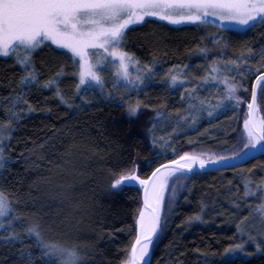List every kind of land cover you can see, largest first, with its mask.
<instances>
[{
  "label": "trees",
  "instance_id": "1",
  "mask_svg": "<svg viewBox=\"0 0 264 264\" xmlns=\"http://www.w3.org/2000/svg\"><path fill=\"white\" fill-rule=\"evenodd\" d=\"M213 33H219L220 39L212 37ZM262 45L264 22L236 31L210 22L172 25L146 18L126 30L121 47L135 57L138 74L145 65H153L155 74L139 87L126 88L114 80L107 64L106 72H101L103 94L101 87L74 94L78 60L74 67L67 50L48 42L38 45L31 54L38 81L57 72L62 75L50 88L33 85L26 89L15 103L18 115L12 119V130L0 140L6 157L0 167V191L15 214H24V226L38 220L46 239L75 245L81 264H120L135 237L142 190L134 184L113 189L111 180L135 168L146 178L157 164L183 152L208 157L234 149L243 137L244 103L251 98V81L256 71H264V66L257 68L264 65L259 55ZM198 48L207 53L201 54ZM248 48L257 55L251 59L253 71L245 72L246 90L237 92L242 102L216 108L223 86L202 79L211 74L208 65H222L238 56L247 64ZM173 66L189 83L170 86L164 82L170 79ZM23 70L14 55H0V122L9 118L11 97ZM224 75L238 78L239 73ZM57 86L68 104L55 95ZM189 89H194L190 96ZM80 96H85L86 103ZM136 99L142 103L130 114L125 101ZM257 104L264 119V94ZM158 110L162 115L156 117ZM254 154L234 168L181 178L175 197L167 200L163 227L148 258L151 264H224L221 255L226 246L238 242L237 223L241 221L231 204L246 201L254 206L256 197L240 200L243 181L250 177L255 187L264 178V152ZM193 213L200 219L186 221ZM3 219L7 222L8 218ZM20 228L16 223L0 231V264H51V258L27 234L22 240L2 239ZM255 252L226 259L235 264H264V252Z\"/></svg>",
  "mask_w": 264,
  "mask_h": 264
},
{
  "label": "snow or ice",
  "instance_id": "2",
  "mask_svg": "<svg viewBox=\"0 0 264 264\" xmlns=\"http://www.w3.org/2000/svg\"><path fill=\"white\" fill-rule=\"evenodd\" d=\"M148 16L159 17L171 24H180L185 21L207 24L211 16L218 18L221 27H226L228 24L251 27L257 22H264V0H0V54L14 55L16 62L24 69L17 81L18 90L11 97L13 104L7 113L9 118L0 122V140H3L5 134L12 130V119L18 115L15 111V103L21 99L25 90L33 85L37 88H50L61 78L62 73L57 72L44 81H38V73L33 66L31 54L45 41L50 40L53 44L67 49L74 67H76L77 59L79 60L75 73L77 83L74 94L87 92L90 87L94 88L97 85L101 87L103 94L105 80L96 71V68L103 64L115 65L113 78L117 81L122 79L126 88L139 87L154 75L153 65H145L142 70H139L138 75L132 76L129 65H136L137 61L132 54L120 47L128 27L145 21ZM210 35L216 40L220 39L219 33ZM90 50L97 53L94 58H90ZM197 51L201 54L207 53L205 48H198ZM246 54L249 56L247 64H242L238 56L235 59L229 58L222 65L220 62L208 65V72L215 75L209 77L206 74L202 79L207 81L210 78L222 82L223 85V95L218 98L216 108H222L225 103L243 99L237 95V92L246 90L245 72L253 71L251 59L257 53L254 49L248 48ZM259 55L264 58V45L259 49ZM114 58H118V65ZM261 66L264 65L258 64L257 68ZM242 67L244 71H241ZM177 68L178 66H173L174 70L170 79L164 81L170 86L189 83L184 75L177 74L175 70ZM184 70L182 67L179 68L181 73ZM227 72L239 73V76L236 78L221 75ZM192 90L194 89L188 90V96L191 95ZM261 94H264V71H256L255 78L251 81V98L247 101V116L243 122L244 136L238 139L234 149L224 155L201 158L200 153L183 152L174 160L157 164L146 178H141L132 170L126 175L121 174L111 180L113 189L122 186L129 179L139 181L143 189V205L135 219V237L126 256L120 260V264H151L146 258L163 227L161 217L164 213L161 205L162 199L169 197L167 193L169 185L173 188L171 198L175 197V185L171 184L175 175H187L188 171L197 167L204 169L210 165L219 166V161L242 157L251 148L264 149V119L257 118V101ZM55 95L68 104V100L58 86ZM181 97H185L184 92H181ZM107 98L111 99V97ZM120 99L123 100V94ZM80 101L86 103L85 96H80ZM125 103L128 112L135 114L142 102L136 99L134 102L129 100ZM72 106L69 105V107ZM29 108H31L30 104ZM161 115L162 112L158 110L156 117ZM179 119L182 121L184 117L181 116ZM5 160L3 148L0 147V167H3ZM243 185L241 201L250 195L261 193L259 203L254 206L249 204L252 216L258 219L254 226H248L247 221L250 217H241V221L237 223L238 230L243 232L244 227H247L250 235L247 241L242 240L238 244L226 246L220 258L224 264H235L234 260L229 261L226 258L237 256L249 244L255 245L254 251L264 252V178L257 181L256 186L253 187L251 178L246 177ZM23 216V213L15 214L9 199L0 191V231L12 228L16 223L21 224L19 230L9 231L2 239L22 240L24 234H27L43 250V255L51 258V264H81L80 252L75 245L67 246L60 241L46 239L40 229L39 221L34 219L33 222L24 226ZM3 217L8 218L7 222ZM199 219L200 216L193 213L191 217L186 218V221ZM212 264L216 262L213 261Z\"/></svg>",
  "mask_w": 264,
  "mask_h": 264
},
{
  "label": "rangeland",
  "instance_id": "3",
  "mask_svg": "<svg viewBox=\"0 0 264 264\" xmlns=\"http://www.w3.org/2000/svg\"><path fill=\"white\" fill-rule=\"evenodd\" d=\"M147 18H154V19H157V20L165 21V20H163V19H161V18H159V17L148 16ZM214 21H216V22L214 23ZM165 22L169 23L168 21H165ZM209 22H210V23H213L214 25H217V26L221 27V26H220V23H219V21H218V18H215V17H211V16H209ZM139 23H141V22H137L136 24H139ZM193 23H195V22L185 21V22H182V23H180V24H172V25L193 24ZM136 24H135V25H136ZM169 24H171V23H169ZM129 27H131V26H129ZM129 27H128V28H129ZM221 28H224V29H232V30H236V31H244V30H246L248 27H241V26H236V25L228 24L226 27H221ZM45 42H48V43L53 44L50 40H49V41H45ZM53 45L56 46V47H58V48L64 49L62 46L55 45V44H53ZM120 47H121V45H120ZM121 48H122V47H121ZM64 50H67V49H64ZM67 51H68V50H67ZM109 51H110V50H109ZM100 52L102 53L103 50L101 49ZM0 55H1V56H5V55H3V54H0ZM89 55H90V58H94V57L97 55V53H96L94 50H90ZM114 59H115V61H116V65H118V63H119L118 58H114ZM77 60H78V59H77ZM78 62H79V60H78ZM106 65H107V64L99 65V66L96 68V71H98V73L101 75V72H103V71L106 72V70H107ZM108 65L111 66V68H112V70H113V72H114V71H115V65L112 64V63H108ZM129 72L131 73L132 76H136V75H138V68H137V65H129ZM211 75H215V74H214V73H211L209 77H211ZM221 75H224V73H221ZM119 82L123 84L122 79H121V81H119ZM206 82H207V83H211V84H216V85H221V86H223V85H222V82H220V81H214V80H212V79H210V78H209ZM95 87H100V86L97 85V86H95ZM237 95H238V94H237ZM234 102H236V103H241L242 100H241V101H234ZM244 105H245V106H244V114H243V119H242V133H243V122H244V120H245V118H246V116H247V102H245ZM257 118H258V119H262V117H261V115H260V113H259V107H258V111H257ZM243 136H244V133H243ZM260 150H261V147L251 148V149H250V150H249L244 156H242V157H236V158L223 159V160L219 161V165H221V164H225V163H230V162H233V161L239 160V159H241V158H244V157H246V156L253 155L254 153H257V152L260 151ZM187 152H189V153H193L194 151H187ZM195 153H196V152H195ZM180 155H181V154H180ZM180 155H179V156H180ZM201 158H206V157L202 156ZM175 159H176V158H175ZM211 166H216V165H210L209 167H211ZM197 168H199V167H197ZM199 169H200V168H199ZM134 171H135L136 174L139 176L138 171H137L136 168L134 169ZM192 173H194V172H193L192 170H190V171H188L187 175H175V176L172 178V180H171V184H172V185H175V187H176L179 183H181V178H182V179H186V178L190 177V175H191ZM127 174H128V173H127ZM236 174H237V173H234V175H236ZM238 175H239V174H238ZM223 177H224V176H221L222 179H223ZM239 177H240V175H239ZM124 184H134V185H137V186L142 190V186L139 184V181H136V180H134V179H129V180L125 181ZM172 192H173V188L171 187V185H169V186L167 187V193L169 194V197H166V198L162 199V205H161V206H162V211H163L164 215H165V213H166V208H167V206H168V204H167V200L169 201L170 199H173V198H171V193H172ZM260 195H261V193H257L256 195H250V196H252V197H256V199H257V203H259V196H260ZM141 202H142V201H141ZM242 202H243V201H242ZM257 203H256V204H257ZM142 205H143V203L141 204V206H142ZM254 205H255V204H254ZM231 206H232V208L234 209L235 214H236L237 216H240V219H241V217H245V216H249V217H250V218L248 219V221H247L248 226H254V225L256 224L258 217L252 216V213H251V211H250L249 205L246 203V201H244V203H243L242 205L237 206V205H235V204L232 203ZM138 213H139V212H138ZM164 215H163V216H164ZM163 216L161 217V219L163 218ZM249 235H250V233H249L247 227H244L243 232H241L240 230H238V227H237V238H238V242H237L236 244L240 243L242 240L247 241V237H248ZM153 244H154V242H153ZM153 244L151 245V249H152ZM254 248H255V245H254V244H249V245H248L247 247H245V248L243 249V251H242L241 253H239L237 256H243V255H245V253L253 252V251H254ZM150 252H151V250H150ZM258 253H259V251H256L254 254H258ZM149 255H150V254H149ZM247 256H249V255H247ZM148 258H149V256L146 258V260H148Z\"/></svg>",
  "mask_w": 264,
  "mask_h": 264
},
{
  "label": "water",
  "instance_id": "4",
  "mask_svg": "<svg viewBox=\"0 0 264 264\" xmlns=\"http://www.w3.org/2000/svg\"><path fill=\"white\" fill-rule=\"evenodd\" d=\"M262 152H264V149L261 148L259 153H262ZM256 155L257 154L249 155V156H246V157L241 158L239 160H236V161H233L230 163L221 164L219 166L216 165V166H211V167H207L204 169L194 168L192 171L193 172H206V171H217V170H222V169H227V168H234V167H237V166H240V165L246 163L247 161H249L250 159H252ZM141 200L143 203V189H142V194H141Z\"/></svg>",
  "mask_w": 264,
  "mask_h": 264
}]
</instances>
